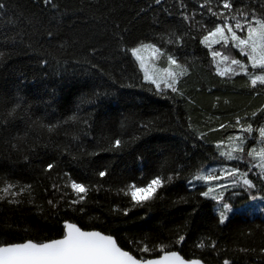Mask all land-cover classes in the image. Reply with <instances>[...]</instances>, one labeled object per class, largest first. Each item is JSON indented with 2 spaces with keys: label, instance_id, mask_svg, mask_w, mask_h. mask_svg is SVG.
<instances>
[{
  "label": "trees",
  "instance_id": "trees-1",
  "mask_svg": "<svg viewBox=\"0 0 264 264\" xmlns=\"http://www.w3.org/2000/svg\"><path fill=\"white\" fill-rule=\"evenodd\" d=\"M57 2L61 11L65 6L71 10L66 13L56 40L45 38L41 35L43 26L29 25L24 19L28 13L21 14L12 7L20 3L36 10L34 0H9L10 6L0 10V51L20 45L10 60L0 63V92L12 95L14 89L11 86L19 81L30 105L27 114L20 113L6 130L0 131V175L7 173L14 181L33 185L31 197L22 194L23 203L0 201V242L59 238L63 234L62 220L69 219L85 229L95 228L113 235L122 247L139 256L141 253L129 245L130 239L139 240L148 236L150 243L159 240L169 243L180 234L176 226L187 221L185 241L170 246L169 250L180 251L186 258L202 257L209 264H222L225 258L232 264H264V254L259 252L264 247V217L233 212L221 225L217 221L214 201L202 197H197L199 211L189 216L196 201L174 203L179 196L189 195L183 178L169 183L150 205V211L148 208H135L125 216L113 210L115 205L121 208L130 206V198L123 193L117 194V190L130 181L139 182L142 176L145 181L151 178L165 158L174 160L173 167L184 165L185 173L194 171L205 161L207 166L213 165L211 158L217 155V150L212 141L225 138L227 129L211 133L208 129L259 107L264 103V91L252 94L243 88L245 77L242 74L224 83L210 65L206 49L198 42L183 53L203 58L202 61L195 60V70L180 84L184 97L173 94L174 99H168L145 88L128 87L126 77L133 75L134 69L138 72V66L130 53H114L113 23L129 29L127 39L131 42L137 38H152L154 30L164 31L178 17H167L166 13L160 12V25L154 24L153 11L136 18L139 9L152 4V0ZM175 3L176 0H165L162 7ZM152 7L159 12L154 4ZM48 15L45 12V16ZM13 19L15 23L9 22ZM21 32L24 33L22 38L19 35ZM5 37L8 39L5 40ZM28 44L39 51H32ZM92 48L97 49L96 53L91 52ZM232 51L236 54V50ZM39 59H47L48 64H40ZM92 65H99L104 73ZM105 73L114 76L115 81ZM96 89L109 95L103 96L95 106V139L80 133L83 146L88 152H96L95 156L81 154V143L72 141L71 136L65 134L77 133L78 127L83 126L77 127L74 122H69L72 126L58 125L59 130L51 134L32 127L37 117L42 118L45 124L64 121L75 111L81 96L91 95ZM3 111L4 106L0 105V113ZM83 111L93 110L84 105ZM177 117H180L179 121ZM188 117H191L195 128L206 133L204 140L189 131ZM148 120H153L151 130L140 126L141 121ZM29 128L31 131L26 140H21L18 148L12 147L19 139L17 134L23 136ZM121 133L125 140L133 135L140 138L123 152L107 151L106 137L114 139ZM65 145H69L73 155L80 158L61 154ZM52 159L58 160L57 168L44 174L43 165ZM104 166L109 167V174L103 178L95 175ZM64 172L73 173L75 178L85 183L91 182L93 190L75 210L61 204L60 210L53 214L54 210L47 203L53 198V180L49 176L55 177L57 173ZM98 184L102 187L96 191ZM30 198L34 199L33 204L27 202ZM80 207L85 209L83 213L79 211ZM208 236L218 241L216 249L195 247L198 238ZM240 248L255 251L241 252Z\"/></svg>",
  "mask_w": 264,
  "mask_h": 264
},
{
  "label": "snow or ice",
  "instance_id": "snow-or-ice-1",
  "mask_svg": "<svg viewBox=\"0 0 264 264\" xmlns=\"http://www.w3.org/2000/svg\"><path fill=\"white\" fill-rule=\"evenodd\" d=\"M164 2L165 0H152V4L159 9V12L153 9L152 4H148L140 8L136 14V18H139L141 14L146 15L147 12L153 11V22L156 25L162 23L160 12L166 13L167 17H178L176 22L167 25L164 31L154 30L152 38H137L129 42L127 39L129 29L121 28L116 22L112 25L114 53H130L138 66V72L134 69V74L126 77L129 81L128 87L145 88L155 95L168 99H174L173 94L184 97L185 92L180 84L195 70V60L202 61L203 58H194L183 53L190 45L198 42L206 49V55L210 57V65L224 83L242 74L245 77L243 88L248 89L252 94H258V90L264 91V0H176L175 4L162 7ZM34 3L36 10L20 3H15L12 7L21 14L28 13L24 19L29 25L43 26L44 31L41 35L50 40H56L66 13L71 9L65 6L61 11V5L57 0H34ZM9 6V0H0V10H5ZM45 12L49 14L47 17ZM9 22L15 23L16 20ZM19 35L22 38L24 33L21 32ZM7 39L8 37H5V40ZM19 47L20 45H12L5 51H0V63L10 60ZM27 47L34 52L39 51L31 44ZM232 50H236V54H233ZM96 51V48L91 49L92 53ZM161 60L165 61L166 66H159ZM38 62L42 65L48 64L47 59H39ZM92 67L104 73V69L99 65H92ZM105 74L115 81L116 78L110 73ZM137 80L140 82L136 83ZM11 87L14 89L12 95L0 92V105L4 106V111L0 113V131L6 130L20 113L27 114L30 107L19 81ZM106 95L109 93L96 89L91 95L81 96L75 111L64 121L45 124L42 118L37 117L32 122V127L44 129L51 134L59 130L58 125L72 126L69 122H74L77 127L83 126L78 127L77 133L66 132L65 134L70 135L72 141L81 143L79 149L81 154L95 156L96 152H88L83 146L80 133L93 136L95 106ZM84 105L93 111L84 112ZM179 119L180 117H177V121ZM140 126L151 130L153 120L141 121ZM187 128L201 140L205 139L206 133L193 126L191 117H188ZM225 129H227L225 138L212 141L217 150V155L211 158L215 164L214 167L207 166L208 162L205 161L200 163L194 171L185 173L184 165L173 167L174 160L165 158L160 162L157 173L151 178L145 181L142 176L139 182L130 181L117 190V194L123 193L130 198V206L121 208L115 205L114 212H122L127 216L135 208H148L150 211V205L160 196V192L169 183L183 178L189 195L179 196L174 203L196 201L195 206L191 207L189 216L199 211L200 204L197 197L211 198L216 202L214 210L218 224H225L234 210L231 199L240 198L241 195H247L248 200L261 201L259 212L264 214V103L254 110L245 111L243 115H235L232 120L217 124L216 128H209L208 132ZM30 131L31 128L23 136H19L18 133L19 139L17 143L12 144V147L18 148L19 142L26 140ZM123 135V133L116 135L114 139L111 136L106 137L108 140L106 150L113 153L123 152L140 138L133 135L125 140ZM93 138L95 139L94 136ZM64 153L72 156L73 159L80 158L73 155L69 145L63 146L61 154ZM24 159L27 160L28 157L25 156ZM241 161L244 164H241ZM57 166L58 160L52 159L51 162L43 165V173L55 171ZM109 171V167L104 166L95 175L103 178L109 174ZM253 171H255L254 176L251 175ZM49 179L53 180L51 185L53 198L47 203L54 210L53 214L60 210L61 204L75 210L86 201L90 191L93 190L91 182L85 183L75 178L71 172L57 173L55 177L49 176ZM101 187L102 185L98 184L95 190L99 191ZM199 187L203 190L198 191ZM237 188L240 189L239 192L232 191ZM45 191L47 192L48 189L46 188ZM32 192V184L14 181L7 173L0 175V201L20 204L24 202L21 199L22 194L31 197ZM160 198L163 199V197ZM27 202L33 204L34 199L30 198ZM79 211L83 213L85 209L80 207ZM251 211L252 209H249V213ZM187 223L186 221L184 225L176 226V231L180 234L169 243L163 240L150 243L151 238L148 236L139 240L130 239L129 245L141 253L138 256L122 247L117 238L111 234L95 228L86 230L69 219H63V234L59 238L43 241L24 239L21 242H0V264H205L202 257L186 258L180 251L169 250L170 246L185 241L188 231ZM217 243L218 241L213 240L211 236L202 237L198 238L195 247L216 249ZM238 250L255 251L245 248ZM259 252L264 254V247H261ZM149 253L152 255H145ZM222 264H232V261L225 258Z\"/></svg>",
  "mask_w": 264,
  "mask_h": 264
},
{
  "label": "rangeland",
  "instance_id": "rangeland-1",
  "mask_svg": "<svg viewBox=\"0 0 264 264\" xmlns=\"http://www.w3.org/2000/svg\"><path fill=\"white\" fill-rule=\"evenodd\" d=\"M159 66L160 67L166 66L165 61L164 60L159 61ZM249 146H251V145H249ZM240 163L244 164L243 161H241ZM214 166H215V164L211 165V167H214ZM251 175L254 176L255 171H253V173H251ZM232 191L239 192L240 189L237 188V189H233ZM226 195H227V193H226ZM230 202H232L234 204L233 212H247V213H249V209H252V211L250 213L251 215H258V216L264 217V214H261L259 212V206L261 204V201H259V200H255V201L248 200L247 195H241L240 198H232ZM215 203L216 202L214 201V205H215Z\"/></svg>",
  "mask_w": 264,
  "mask_h": 264
},
{
  "label": "water",
  "instance_id": "water-1",
  "mask_svg": "<svg viewBox=\"0 0 264 264\" xmlns=\"http://www.w3.org/2000/svg\"><path fill=\"white\" fill-rule=\"evenodd\" d=\"M86 230H90V229H86ZM205 264H209V263H205Z\"/></svg>",
  "mask_w": 264,
  "mask_h": 264
}]
</instances>
